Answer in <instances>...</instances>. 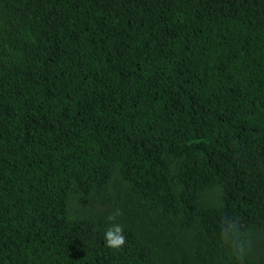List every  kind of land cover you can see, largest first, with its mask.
Instances as JSON below:
<instances>
[{
  "label": "trees",
  "instance_id": "obj_1",
  "mask_svg": "<svg viewBox=\"0 0 264 264\" xmlns=\"http://www.w3.org/2000/svg\"><path fill=\"white\" fill-rule=\"evenodd\" d=\"M0 264H264V0H0Z\"/></svg>",
  "mask_w": 264,
  "mask_h": 264
},
{
  "label": "clouds",
  "instance_id": "obj_2",
  "mask_svg": "<svg viewBox=\"0 0 264 264\" xmlns=\"http://www.w3.org/2000/svg\"><path fill=\"white\" fill-rule=\"evenodd\" d=\"M109 220L112 219L110 216ZM104 243L108 248H119L125 243L123 228L120 225H113L103 233Z\"/></svg>",
  "mask_w": 264,
  "mask_h": 264
}]
</instances>
